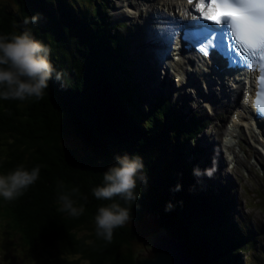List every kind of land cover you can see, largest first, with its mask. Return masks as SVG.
Returning a JSON list of instances; mask_svg holds the SVG:
<instances>
[{"label":"trees","instance_id":"obj_1","mask_svg":"<svg viewBox=\"0 0 264 264\" xmlns=\"http://www.w3.org/2000/svg\"><path fill=\"white\" fill-rule=\"evenodd\" d=\"M12 1L17 8L0 3V35L27 31L43 45L49 43L55 72L42 99H0V174L19 166L28 171L40 167L38 180L24 195L1 205L2 222L23 220L28 225L25 239L21 235L25 244L50 247L54 264H72L69 256L90 264H137L130 247L139 236L135 229H114L111 242L96 235L98 209L117 202L128 208L134 222L147 217L142 211L154 216L194 264H251L243 251L252 252L256 264H264L253 249L259 229H249L234 216L235 201L231 198L228 203L229 193H223V187L196 175V146L205 123L202 126L192 112L177 122L175 106H166L169 100L152 101L150 106L145 103L147 95L143 99L128 88L129 50L117 31L122 26L108 14L107 2L89 0L86 6L78 0ZM74 51L81 60H76ZM120 71L126 84L114 77ZM56 72L63 73L61 81L55 79ZM165 117L170 127L186 131L184 139L170 134ZM70 132L83 139L84 148L64 140ZM125 155L143 163L137 199L127 203L120 197L97 199L93 189L104 186V174ZM61 183L64 189L59 188ZM72 188L79 189L72 197L75 206L84 207L79 217L59 211L58 196Z\"/></svg>","mask_w":264,"mask_h":264},{"label":"rangeland","instance_id":"obj_2","mask_svg":"<svg viewBox=\"0 0 264 264\" xmlns=\"http://www.w3.org/2000/svg\"><path fill=\"white\" fill-rule=\"evenodd\" d=\"M78 1L80 4L82 5L84 4L86 6H89L90 4L89 0H78ZM105 1L110 7L109 11L111 12L110 15H112L114 24H117L118 21H121L122 23L123 21L127 22V25L123 26V28L121 27L120 30L117 31L125 39V45H126L125 50L127 51L130 47L132 49L133 37L134 35H137L140 32L139 23L141 22V20H143V18L139 19L138 18L139 15H132L135 14L134 12L136 11L133 10L132 8H127L124 4H122L123 5L122 6L120 0H105ZM0 3L8 4L10 7L14 9L17 8V5L12 0H0ZM117 8H120V10L119 9L116 10ZM128 10L131 12L130 13L127 12ZM164 10L166 9L164 8ZM123 12L124 14L126 13V15L128 14V18L127 17L126 18L122 17V19L120 18V15H122ZM135 16H137L136 19L130 18ZM44 44L46 45V43ZM81 50H83V48ZM73 54L76 60L78 61L81 60L80 54L76 53L75 51ZM134 59L129 55L126 58L128 64L133 62ZM153 67H154L155 79L154 77L152 79L151 75L147 77L143 76L142 68L140 67V65L138 66L139 71L137 73L127 74L128 83H131V87L128 86V88L130 90H133V94L136 92L138 95L139 92H143V89L139 86V82L142 81L144 85L147 87V89L152 90L151 88L153 87H155V90L161 89L163 90V92L161 93L163 96H160L159 99H163V101L165 99L166 101V99L168 98L166 96L172 97L171 99L169 97V102H165V103L166 106L168 107L175 106L174 110H176V112L178 113L175 114L177 122L182 121L183 118L185 120V117H189L194 113L197 115L196 119L200 121L202 126L205 123L204 125L205 128L198 135L199 143L196 146L197 147L196 150L203 147V145L207 146L208 151L210 148L212 149L214 148L212 152L215 155V157L212 158L214 160H212L211 163L206 161L210 157V154L209 157L207 154H203L200 159H197L196 157L197 161L194 163V166L197 169L196 172L198 171L200 173V176H202L206 173L207 170H211L213 176L210 177L209 181L210 180L212 181L213 179L216 187H223V193H229L228 195L224 194L226 195V197H228L227 198L228 203H230L229 201L231 200V198H233V200L235 201L236 207L234 208V216L240 217L244 221V224H246V226L249 229L254 230L255 227L259 229V233L256 234L253 240V244H254L253 249L256 250L255 253L258 254L260 259L264 262V254H263L264 253V149H263L264 142L262 141L263 142L262 143L259 140L254 141L252 138L249 137L250 136L249 132L246 131L244 133L243 132L241 133V145L243 147L242 150L240 145H235L229 151L224 147V145L219 147L220 145L219 137L220 135H222V132L224 131L223 129H225L224 122H227V120L231 117L230 111L229 113L224 114L225 110L222 109V111L219 112V115L216 116L215 112L210 109L209 104L203 101L205 99H202L200 93L195 90V86H196L195 84H193V86L190 87L191 89H193L192 96L191 94H189V92H187L185 96H182L181 93L180 95L178 94L176 96V94L180 90H177L178 87H175L176 88L175 89L174 86L181 84L182 82L178 80V84H177L176 83L177 78L175 75H172L173 78L170 77L168 78V80L164 79V77L159 78L160 65L158 66L156 62H154V60H153ZM126 69L130 70L131 68L128 67ZM123 71L126 72L125 69ZM114 77H116V80H118L119 82L125 83V77L122 71H120L119 74L115 75ZM144 77L148 80V83ZM162 79H164L167 85L164 86V82ZM173 79H174V86H173ZM113 80L116 82L115 79ZM118 81L117 83L119 84ZM123 89L125 91H129L127 88H123ZM129 93L131 94V92ZM146 94H149L148 95L149 100H153L154 93L152 94V92L150 91ZM209 102L212 104L213 101H209ZM214 102H216L217 104L218 100H214ZM145 103H147V101H145ZM216 104H213L215 108H217ZM229 105L228 108L230 107ZM181 113L182 115H185V117L182 116ZM164 119L165 120H163V122L167 120L166 117ZM124 122H126V120H124ZM167 122L170 130V134L172 136H175L176 138H180V137H182L183 139L185 138L186 131H184L181 127H170L172 125L171 122H169V120H167ZM174 125L175 124H173V126ZM68 136L69 137H65L64 140H66V142L71 147L78 148L82 146V148H84V145L82 143L83 139L78 138L79 137L78 135L70 132L68 133ZM213 142H216L214 143L215 145L213 144ZM220 151L222 152V155H224L226 162L223 161V159L216 157L217 155L219 156L221 154ZM232 153L238 156V158H236L235 161L232 162V164H235L234 168L231 167L232 160L229 159L230 156L233 155ZM188 160L191 161V159ZM177 171L178 170L174 172ZM177 174L180 173H176L175 176ZM186 174L189 173L186 172ZM209 186H210V182H209ZM228 190H230V192H228ZM193 191L195 192L196 190L194 189ZM3 203L5 204V200L2 197H0V207ZM142 213L147 216L144 219H142V221L139 220L134 222L133 219L131 218L129 222H127L124 225L129 228L135 229L139 235L137 238L131 241V246H130L132 251L136 253V257L138 255H141L142 253L145 252L147 253L146 250L151 248L150 246L152 242H155L163 235L170 237L173 236L168 232H166L164 229L159 227L154 216L148 214L146 211H142ZM229 217H231V214L229 215ZM230 220L234 222V220L229 219V221ZM15 222H20L18 228L13 226ZM27 226L28 225L20 218H17L16 221H14L13 223L10 222L5 223L2 222V220L0 219V264H54L55 263V258L52 257V250L50 249V247H45L44 245L43 246L40 245L36 249H34L28 247L25 244V241L23 239H25L24 233ZM84 232L86 233L87 231ZM21 235L23 239L21 238ZM241 253L249 255L250 263L256 264V259L254 257L255 255L252 252L248 254L247 252L243 251ZM68 260L72 264H74L73 262H77L75 264H90L86 259L79 257L69 256Z\"/></svg>","mask_w":264,"mask_h":264},{"label":"clouds","instance_id":"obj_3","mask_svg":"<svg viewBox=\"0 0 264 264\" xmlns=\"http://www.w3.org/2000/svg\"><path fill=\"white\" fill-rule=\"evenodd\" d=\"M120 2L121 5L127 6L126 0H120ZM110 13L108 11V14ZM36 19L33 17L31 22H35ZM29 22L28 19L24 21L25 24ZM118 25L123 27L127 25V22L123 21L122 23L118 21ZM128 50L129 56L134 59L135 56L131 51V47ZM49 54L50 49L35 40L27 31L19 35H0V99L20 101L33 97L42 99L45 89L48 88V82L55 72L50 62ZM138 66V61L133 60V62L128 64L132 72L128 70L126 75L129 72L136 73L139 69ZM62 77L63 73L56 72L55 79L57 81H61ZM139 86L143 89V92H139L138 95L146 99L144 96H148L149 94L146 93L151 90L149 89L144 92L146 86L142 81L139 82ZM166 97H168V100L169 97L170 99L172 98L171 96ZM142 169L143 163L139 157L130 158L127 155L118 157L117 165L109 168L104 174V186L93 189L94 196L97 199L104 200L120 197L125 203L135 201L137 199V195L135 194L137 178L141 181L144 180L142 175L138 177ZM39 173V166L33 168L31 171L25 170L23 166H19L8 174L0 175V197L6 201L18 199L38 180ZM196 175H200V173L197 171ZM206 175L211 177L212 171L207 170ZM64 187L63 183L59 185L60 189H64ZM177 190H179V187ZM78 193V188H72L70 192L63 191L58 196L61 204L59 211L67 213L71 217L81 216L84 213V207H76L77 202L72 198ZM170 208L171 205H169ZM130 219L128 208L122 207L120 203L114 202L100 207L98 214L95 216L97 237L111 242L114 229L123 227ZM243 256L246 258V254H243ZM248 259L250 258L248 257Z\"/></svg>","mask_w":264,"mask_h":264},{"label":"bare ground","instance_id":"obj_4","mask_svg":"<svg viewBox=\"0 0 264 264\" xmlns=\"http://www.w3.org/2000/svg\"><path fill=\"white\" fill-rule=\"evenodd\" d=\"M126 2L128 3L130 8H133V10L136 11V12H134L135 14H137V12H138V15H139L138 18L139 19L143 18V20H141V22L139 23V26H140V29L144 33L154 35L155 37L158 38V42H161V41L166 42L167 41V43H168V40L170 39L171 35L175 32V28H166L165 27L166 21L164 20L165 19L164 15L162 16V11L164 9V6H170V4L159 3V2H156L153 0H149L147 2L148 4H143V6L141 7V6H139V4L132 2L131 0H126ZM118 9H120V8H117L116 10H118ZM116 12H119V11H116ZM121 12H122V10H121ZM127 12H131V11L128 10ZM122 17H126V14H124V12L122 15H120V18H122ZM136 17L137 16L130 17V18L136 19ZM192 17L196 18V17H198V15L193 14ZM115 18H118V17H115ZM177 21L180 24L178 19H177ZM141 36H142L141 33L134 35L133 40H132L133 45H132L131 51L134 54L135 58L137 59L138 64L142 68L143 76L147 77V76L151 75L152 79H153V77L155 79L154 67H153V60H154V62H156V64L158 66L160 65V69H159L160 76H159V78L164 77V79L168 80V78L172 77V75L170 73L166 72V74H164V75L161 74V71H162L161 53L159 50L158 43L157 42L156 43L151 42L147 45H142L141 44V38H140ZM207 67L205 65H202L200 67V70H198L197 73H193V74L189 73L188 77H190V79L186 78L185 74H183L181 76V79H180V73L182 74L181 68H178V70L174 69L175 72H177L179 74V76H178L179 80L182 82L181 83L182 88L176 94V96L178 94L180 95V93L182 96H185V94L187 92H189V94H191V96H192L193 89H191L190 87L193 86V84H195L196 85L195 90L200 93L202 98H203V94H205V97H204L206 99V100H204L205 102H208L209 104H211L209 101H213L211 106H212V109L215 112L216 116L219 115V112L222 111V109L225 110L224 114H226V113H229V111H231L230 109L233 106H236V107L242 106L243 105L242 100H239V99L241 98V95H242V97H244V93H242V94L236 93L238 90H240V87L238 86L234 90L233 84L227 82L226 80L222 81L220 76L213 74L211 71H209L207 69ZM171 73H174V71H171ZM164 79H162V80H163L164 86H165V85H167V83H165ZM191 79L193 80L194 83H192ZM190 81H191L192 85H189ZM205 86L207 87L206 91H204V89L206 88ZM217 86L218 87L220 86V88H221L220 92H218ZM151 89H152L151 90L152 93H154V96H163L161 94L163 92V90H161V89L155 90V87H153ZM209 95L211 98L209 97ZM213 99L218 100L217 104H216V102H214ZM213 104H216L217 108H215L213 106ZM228 105L230 106L229 108H228ZM244 109L246 110V113L244 115H240L238 117L240 119V122L237 123L236 119H234V122H233L234 123V131H232V133L230 134V135H232V138H234V140H231L229 142L230 147L231 146L234 147L235 145H240V147L243 148L241 146V136L235 137L234 132H238V133L243 132L244 133V132L248 131L250 134L249 137L252 138L254 141L259 140L261 142L262 141L264 142V123H262V125L260 127L262 130L261 134L263 136L259 134L260 132H256L255 130L247 128V122H246L247 120L244 119V117H247V108H244ZM223 133H224V131L222 132V135H223ZM222 135H220V137ZM219 142L221 145H223V138H222V141L220 140ZM214 143H216V142H213V144ZM221 158H222V156H221ZM236 158H238L237 155H235V159Z\"/></svg>","mask_w":264,"mask_h":264},{"label":"snow or ice","instance_id":"obj_5","mask_svg":"<svg viewBox=\"0 0 264 264\" xmlns=\"http://www.w3.org/2000/svg\"><path fill=\"white\" fill-rule=\"evenodd\" d=\"M195 11L202 20L212 22L204 26L201 41L209 51L225 49L246 66L254 65L257 55L264 62V0H207V4L206 0H198ZM205 48L200 51L205 52ZM261 70L264 71V63Z\"/></svg>","mask_w":264,"mask_h":264},{"label":"water","instance_id":"obj_6","mask_svg":"<svg viewBox=\"0 0 264 264\" xmlns=\"http://www.w3.org/2000/svg\"><path fill=\"white\" fill-rule=\"evenodd\" d=\"M150 247L136 257L137 264H194L174 236L163 235Z\"/></svg>","mask_w":264,"mask_h":264}]
</instances>
